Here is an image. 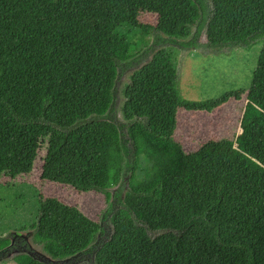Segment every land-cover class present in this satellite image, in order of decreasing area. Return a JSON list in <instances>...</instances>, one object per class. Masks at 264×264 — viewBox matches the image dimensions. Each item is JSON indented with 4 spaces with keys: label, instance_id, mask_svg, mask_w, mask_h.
<instances>
[{
    "label": "trees",
    "instance_id": "16d2710c",
    "mask_svg": "<svg viewBox=\"0 0 264 264\" xmlns=\"http://www.w3.org/2000/svg\"><path fill=\"white\" fill-rule=\"evenodd\" d=\"M137 30L151 47L132 39ZM259 43L248 90L181 96L182 51L229 55ZM149 53L124 86L119 123L116 85ZM243 96L235 139L190 153L175 139L180 111L213 113ZM40 152L42 182L101 194L106 206L108 190L129 182L108 214L111 238L83 264H264V0H0V185L31 175ZM39 204L34 240L48 255L64 259L96 240L91 222L81 248L61 241L80 239L90 221L57 198ZM10 246L0 240V252ZM10 248L31 251L25 240ZM12 263L46 264L27 253Z\"/></svg>",
    "mask_w": 264,
    "mask_h": 264
},
{
    "label": "rangeland",
    "instance_id": "374dc122",
    "mask_svg": "<svg viewBox=\"0 0 264 264\" xmlns=\"http://www.w3.org/2000/svg\"><path fill=\"white\" fill-rule=\"evenodd\" d=\"M141 21L149 25L155 26L157 17L155 15H142ZM134 41L138 42L142 49H148L153 44L152 35L142 33L140 30L131 34ZM205 39V38H204ZM203 38L201 43H204ZM5 44L10 45L12 40L6 37ZM16 44L27 49H39L33 43L25 40H18ZM262 43L256 44L250 51L242 48H234L229 55H214L199 50L188 51L183 60L181 55L179 58L178 76L179 89L181 96L190 101H204L209 99H218L225 93L238 90H248L251 87L253 73L257 66V60ZM153 53L143 56L138 63L126 69L116 85V118L119 123L127 124L121 116V107L124 103L123 89L130 82V76L136 70L140 69L152 58ZM245 104L243 96L239 101H230L213 113L180 111L178 114V129L175 139L181 142L186 152L190 153L199 148V146L209 140H233L240 134V120L242 109ZM44 152H40L35 162L34 170L31 175L20 178L15 181L13 188L2 187L0 185V236L11 234L15 236V232L22 233L27 238L14 237V244L19 241H27L33 250L35 257L48 260L50 257L43 247L34 240L36 223L39 217L40 197L57 198L65 205L67 211L75 210L80 215H85L90 221H83V235L76 240L65 239L60 237L63 242L77 244V248L82 247V242L89 240L88 232L94 227L91 222L99 223L96 240L87 248H81V252L73 254L55 264H74L93 262L96 249L108 239L112 232V224L109 221V215L105 212L113 205L112 199L106 206L104 198L101 194L95 193H79L67 186L55 183L42 182L40 180L42 161ZM128 178V176H126ZM127 184L125 181L113 191L115 196L122 199L123 193L126 191ZM105 217V218H104ZM58 218H53L51 226V235L56 237V225ZM79 235V234H78ZM81 241V243L79 242ZM10 241V240H9ZM17 241V242H16ZM11 242V241H10ZM13 244V245H14ZM11 248L0 253V264H14L10 256L16 249ZM10 250V251H9ZM19 250V249H18ZM55 259V258H54ZM91 259V261H90ZM54 264L53 262H49ZM48 263V264H49Z\"/></svg>",
    "mask_w": 264,
    "mask_h": 264
},
{
    "label": "water",
    "instance_id": "95a60500",
    "mask_svg": "<svg viewBox=\"0 0 264 264\" xmlns=\"http://www.w3.org/2000/svg\"><path fill=\"white\" fill-rule=\"evenodd\" d=\"M202 38L204 39V36H202ZM191 50H194V49H189L188 51H191ZM196 50H199V49H196ZM188 51H182V55H181V59L183 60V58L185 57V55L187 54V52ZM151 60V59H150ZM124 182V180H122L116 187H113V188H111V189H109L108 191L111 193V199L114 201L115 200V194H113V191L114 190H116L118 187H120L121 186V184ZM125 183L127 184V188H126V191L123 193V196H122V201H124L125 200V197H126V194H127V192L129 191V182H128V180L127 179H125ZM112 208V205L110 206V209ZM110 209L109 210H107L106 212H105V215L104 216H106V215H108L109 214V211H110ZM105 218V217H104ZM109 218H110V215H109ZM110 220V219H109ZM113 228V227H112ZM36 231H37V228L35 229V233H36ZM34 233V234H35ZM11 234H14V233H9V234H7V235H4V236H0V240H10L11 241V246L14 244V239L16 238V237H18V238H24L25 240H26V236L25 235H23L22 233H18V232H15V238L14 237H11ZM111 236H112V234H111ZM111 236L108 238V239H110L111 238ZM108 239H106L103 243H101L100 244V246L96 249V251H98V249L106 242V241H108ZM28 243V242H27ZM29 244V243H28ZM10 246V247H11ZM10 247H8V248H6V249H4V250H2L0 253H2V252H4L5 250H7V249H9ZM29 247H30V249L31 250H33V248L31 247V245L29 244ZM96 251H95V253H94V257H93V262H94V260H95V254H96ZM24 253H27V254H29V255H31L32 257H34L35 259H37L38 261H40V262H42V263H46V264H48L49 262H53L54 264L55 263H58V262H62L61 260H56V259H54V258H49L47 261L46 260H43V259H39V258H37V257H35V255L33 254V252H28V251H26V250H21V251H18V250H15L12 254H10V256L11 255H13V257L15 256V255H17V254H24ZM12 257V258H13ZM74 264H83V263H79V262H77V263H74Z\"/></svg>",
    "mask_w": 264,
    "mask_h": 264
},
{
    "label": "flooded vegetation",
    "instance_id": "af4514ba",
    "mask_svg": "<svg viewBox=\"0 0 264 264\" xmlns=\"http://www.w3.org/2000/svg\"><path fill=\"white\" fill-rule=\"evenodd\" d=\"M17 242V241H16ZM21 241H19L17 244H16V246L20 243ZM12 250V249H11Z\"/></svg>",
    "mask_w": 264,
    "mask_h": 264
}]
</instances>
